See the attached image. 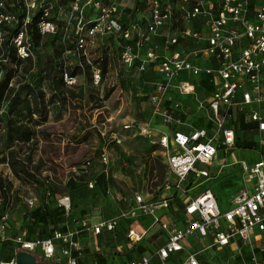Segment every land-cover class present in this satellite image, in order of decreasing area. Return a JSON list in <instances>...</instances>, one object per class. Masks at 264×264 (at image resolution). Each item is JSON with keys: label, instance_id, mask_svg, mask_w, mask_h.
Returning <instances> with one entry per match:
<instances>
[{"label": "built area", "instance_id": "1", "mask_svg": "<svg viewBox=\"0 0 264 264\" xmlns=\"http://www.w3.org/2000/svg\"><path fill=\"white\" fill-rule=\"evenodd\" d=\"M23 1L27 8L25 21L31 11L40 7V33L56 30L52 19L53 0ZM128 1L132 2L130 6H127ZM141 9L146 10L143 16L129 14ZM174 9L181 13L175 14ZM88 11H91L89 17L86 16ZM69 12L77 17L75 28L79 47L85 46L87 37L113 29L124 40L119 54L124 64L132 65L138 59L140 71L149 64L154 65L156 77L150 96L152 115L175 127L154 134L149 123L141 125L127 121L122 125L125 130H137L147 135L152 143L162 146L173 179L164 178L160 188L174 190V194L157 195L158 191L151 188L148 196H144L143 192L135 190L127 204L113 215L95 221L84 217L77 226L67 223L55 227L47 236H28L22 224L14 228L9 221L10 210L16 204L25 214L31 212L40 196L34 192L10 196L0 217V241H11L15 249L8 259L0 257V264H16L18 249L62 264H79L84 252L81 234L86 231L97 244L99 235L115 233L121 219H128L125 235L131 243L142 241L151 225L165 232L163 242L155 250L160 264H167L169 255L178 252L182 255L180 264H203L201 251L226 245L232 239H239L248 246L253 264H264V155L254 160L240 158L246 183L231 194L226 208L218 203L213 188L203 187L195 195L189 191L199 176L211 177V170L201 165L210 166L219 148L239 146L236 134L240 117L250 122L255 144L249 148L264 150V0H72ZM173 21L177 25L173 32L160 30L170 27ZM160 34L164 35L162 49L157 43L142 50L145 41ZM13 40L20 57L32 54L26 30L20 31ZM207 55L212 58L211 62L201 65L200 59ZM89 62L91 77L99 82L101 67ZM204 75L212 91L207 98H200L196 87ZM63 78L68 84H74L77 79L66 71ZM173 92L193 97L197 107L205 110L204 121L194 125L182 118L184 110L179 99H171ZM178 123L187 125L188 129L179 128ZM121 139L120 135L112 138L116 143ZM110 147L111 142H107L98 154L102 163L100 172L107 179L111 178ZM88 164L89 161L81 166L86 168ZM94 181L89 180L88 186L92 187ZM110 187L109 183L106 192ZM50 193L46 187L43 199L47 200ZM178 198L181 207L172 205ZM56 201L58 206L69 210L68 193H63ZM142 216L150 218L149 225L140 222ZM151 255L141 253L127 259L126 264H150Z\"/></svg>", "mask_w": 264, "mask_h": 264}, {"label": "rangeland", "instance_id": "2", "mask_svg": "<svg viewBox=\"0 0 264 264\" xmlns=\"http://www.w3.org/2000/svg\"><path fill=\"white\" fill-rule=\"evenodd\" d=\"M8 1L11 6H13L14 2H18V0H0V6H4ZM57 2L56 10H54L53 13L56 14L54 16H58L55 18L56 22L59 21L57 23L58 32L54 34H42L39 37L31 55L26 56V58L20 57V59L15 60L12 58L10 53L6 54L4 49H0V65L7 64L15 68L12 85L18 84L19 82H25L27 80H39L40 88L42 87L41 89H43L48 96H51L50 94L52 86L48 83V79H46L45 76H42L44 75L43 72L41 76H37L35 74L32 75V73H35L38 70L37 65H35L36 61H41L42 66H44L42 69H40V72L43 71L47 64H54V71L56 72L59 70V66L63 67L64 64L73 65L75 61L79 59H84V61H86L88 64L90 63L89 61L95 63H100L101 61L97 59L98 50L95 49V46H91L89 49H82L79 52L76 50L75 52L73 37L75 34L74 26L77 17L75 18L68 11L70 10L71 0H57ZM61 9H63V11L60 12ZM16 10L17 9L15 8L14 11ZM0 18L5 21L4 24H1L0 22L1 41L6 38V34L8 32L7 29L3 27L12 26L15 23V16L13 14H9L8 16L0 14ZM111 52H114V48L111 50ZM103 53V55H105V51ZM27 65H32L33 68L28 67L27 69ZM112 67L114 69V66ZM115 69L116 70H109V72L105 71V78L101 79L99 82H96V84L90 80L83 79L80 81L77 79L74 85L64 82L60 83L59 85L55 83V92L59 93V95L62 94L66 97L68 96L66 101V112L61 117V119H57L54 112L51 116H49V120L45 122L44 125L35 127V134L29 141L31 145L29 152H14L13 150L11 152L7 145L8 141L7 137H5V130L2 129L5 120L1 119L0 153H2V155H0L1 157L6 155L11 164L12 171L14 166L17 171L23 175V178H25L24 180H13L11 188L15 187L18 188L19 191L27 192L30 190H34L36 192L43 191V189L46 188L44 186V182L47 179L51 180L53 186L58 191H63L64 189L67 190L68 186L75 187L77 185L75 179L71 180L72 182L69 181V184L67 183V185L65 184L66 180L73 176H75L78 180H83L84 178L90 177L88 175L89 173H85L83 175L82 173H76V168L80 164H84L89 161V164L87 165V171H92L93 174L101 171V161L99 159H91V153L89 152L93 149H96L95 152L99 154L101 151H98L99 146L104 147L107 142H111V147L108 149V157L110 159V175L112 177L119 179L120 177H118V174L120 173V175L126 178L128 182H137L138 179H141L142 177L145 178L146 174H149L150 177L158 176V180H154L153 182L159 185V182L162 178L170 175L169 172L164 171V166H166V168L168 167L166 160L165 162L163 160L164 157L158 152L153 154L150 152L152 148L157 146L153 145L152 142L149 141L147 135L140 134L139 131L133 129L131 131L130 129L125 130L122 125L123 123L121 124L123 121L120 119V117L122 116H119L121 113L119 111L118 113L113 109L116 100L120 101V97L124 96L122 93H117L116 90L122 86L125 88H130L131 93L128 89L126 90H128L127 92L130 94V97L133 101H136L137 103H143L141 106L132 109V112L135 114H141V118H146V116L149 115V109L145 103L147 100V95L134 94V89H139L138 87L143 85V83L140 81V76L139 78L137 76L138 73L134 70V68L127 67L121 71L123 77L120 78V70H118L117 64ZM1 71L2 70L0 67V75ZM95 85L99 88H102L104 91L108 90L110 95L109 98H107L104 102L103 99L105 98L98 96V98L93 101L91 105L93 107H91L85 104L86 97H84L82 94H79V90L83 88L88 89L94 87ZM202 86H204L203 88L206 91V94H208L211 89L209 83H206ZM199 87L200 85L198 88ZM145 88L149 92L150 85L145 86ZM73 93L75 95H73ZM151 94L152 93L149 92L148 96H151ZM150 96L149 99H151ZM105 105H107L108 108H104ZM111 108L113 109L112 116H110L111 113H109ZM182 109L189 112L193 108L191 109L189 106H183ZM135 122L141 125L147 123H139L136 120ZM73 133H78L80 138L78 139L70 136ZM132 133L135 135H132ZM78 134H76V136H78ZM113 134L120 135L122 137L120 143H116L112 140L113 136H115ZM236 135L240 138H242L244 135V130L240 128V124H238ZM85 137L88 138L84 139ZM240 149L244 150L242 154H245V157L248 160H250V158H256L257 154H255L253 149L246 146H243ZM254 149L258 151L259 148ZM238 151H235L233 154L237 156ZM233 154L228 155V151H225V148L221 147L216 153V156L210 166L204 164L201 166L211 170L213 173L215 172L213 176H217L218 172L216 173V171H218L220 167V158L225 157L226 159L229 158V160H232L234 159ZM24 164H27L28 170L32 172L38 180H34L32 175H28L23 170ZM116 172L117 175H115ZM230 176L233 177V181H236V179H234L236 174L234 176ZM222 179H227V177H222ZM211 180L214 181L215 179ZM206 183L207 182H205V179L202 176H199L191 186L190 192H195V188L197 186ZM212 185L217 191L219 200H222L223 197L228 196L229 191L233 189L229 184L222 185V183L215 182ZM119 188L120 191L127 193L128 195L132 192V190H135H129L125 185H121ZM111 191L112 186L110 187L109 192L112 193ZM177 205H179V203H177ZM35 230L37 231V234H41L45 231V229L42 228H35ZM110 240V242H113L112 239ZM115 242L116 244L114 245V249L117 250L118 248V251L114 253L110 252L111 256L108 257L109 261L111 264H124L126 253H129L133 247L135 248L137 246V244H132L128 241L123 242L119 239H117ZM1 245L2 248L0 247V253L3 255V257L6 258L10 256L15 245L8 240L1 241ZM110 248L113 251V247L109 246L107 251ZM60 259L62 260V258ZM40 263L44 264L46 261L44 260L43 262V260H41Z\"/></svg>", "mask_w": 264, "mask_h": 264}, {"label": "crops", "instance_id": "3", "mask_svg": "<svg viewBox=\"0 0 264 264\" xmlns=\"http://www.w3.org/2000/svg\"><path fill=\"white\" fill-rule=\"evenodd\" d=\"M104 1L106 2L107 0H104ZM54 2H55L56 7H57V3L59 1L57 2V0H54ZM131 4H132V2L128 1L127 6H130ZM127 6L125 7V9L129 10V7H127ZM174 10H175V14L181 13L178 9H174ZM61 11H63V9H61L60 12ZM145 11L146 10L141 9L140 11H138V13L132 12L129 14H132L131 16L140 17L143 13L145 14ZM129 12H130V10H129ZM86 16L87 17L91 16V11L86 12ZM121 22H122V24H124L123 20ZM196 23H198V21ZM170 25H171L170 27H162L160 30H162V32H166V31L173 32V28H175V26H177L176 22L173 21ZM74 33L75 34L73 37V45H74V47L75 46L77 47V41H76L77 30H76V28H75ZM163 38H164L163 34H160L157 36H152L151 39L145 41L146 43H145L144 47L142 48V50L145 51L151 45L157 44V43H160L159 47H160V49H162L161 43H162ZM123 41L124 40L121 37V34L119 32H117L113 29H108L105 33L97 32L96 34L91 35L90 37H87V41L85 42V46L83 47L84 49H89V47L95 46V49L98 50L97 59L101 60L100 62H102V63H103V61H105V63L107 64L105 71L109 72V70H116L115 68H116V64H117V68H118V70H120V73H119L120 78L123 77L121 74L122 73L121 71H123L127 67L134 68V70L138 73L137 74L138 78L140 76V79H141L140 81L143 83V85L142 86L140 85L138 87L139 89H134V92H135L134 94H136V95L146 94L147 95V100L145 101V103L147 104V108L149 109V115L146 116V118H144V117L141 118V114H138V113L135 114L132 112V109H135L138 106H141L143 103H137L136 101H133L130 97V94L127 92L129 90V92L131 93L130 88H127V87L125 88L122 86L116 90H117V93H119V94L122 93L124 96L120 97V101L116 100V102L114 103L115 106L113 107V109L116 112L119 111L121 113V115H119V114H115V115L122 116V117H120V119H122V121H123V122H121V124L125 123L127 121H132V120H134V121L136 120L139 123L147 122L152 127V132L154 134L160 133V131H170L173 127H175V124L162 122L160 118L158 119V117L152 115L151 108H150V99H149L150 95L148 96V93L151 92L152 81L156 77L155 71H154V65L149 64V65H147L146 69L140 71V70H138V67H137V65L139 63L138 59L132 65H128L126 63L124 64L119 59V54H120L121 47H122L121 42H123ZM128 41H130V39H128ZM176 47H178V46H176ZM113 48H114V52L112 53L111 50ZM171 48H173V47H171ZM104 51H105V55H103ZM106 55H107V57H106ZM92 58H96V57H92ZM211 59L212 58L209 57L208 55L204 56L203 58L200 59V63H201V65H207V63L211 62ZM76 61H78V60H76ZM76 61H75V63H76ZM112 66H114V69ZM102 77H103V79L105 78L104 74ZM203 77H205V75ZM75 78H77L78 81H80L81 79L90 80L96 84V82L91 77V71L88 74V76L84 75V72H82V71L77 72L75 74ZM204 84H206V82ZM204 84L200 85V83H199L196 87V90L198 91V96L200 98H207L208 95L212 91L210 89L208 94H206V91L203 88L204 86H202ZM149 85H150V88H149V92H148L146 90L145 86H149ZM199 85H200V87L198 88ZM210 88H211V85H210ZM126 89H128V90H126ZM79 94H82L84 97H86L85 104L91 106L93 101H95L98 98V96H101V98H105V99H103V102H104L107 98H109L110 92L108 93V90L104 91L102 88H99L95 85L94 87H91L88 89L83 88V89L79 90ZM73 95H75V94L73 93ZM67 97L65 95H62V94L57 95L55 97L54 96L50 97L47 95V93H44V99H45V103H46V105H45L46 117L41 123L32 124V127L36 130V128H35L36 126L44 125V123L49 120V116H51L52 113H54V112L56 115L55 117L57 119H61V117L66 112L65 110H66ZM171 99H173V100L179 99L181 102L182 108H183V106H189V107H191V109L193 108L189 112L184 110V112L181 114L182 115L181 117L184 118L186 121H190L194 125L199 124L202 121H204L203 114L205 113V110L203 108L197 107L194 98L191 97L190 95H184V94H180L178 92H173V93H171ZM6 103H7V101L2 102V104L0 105V112L4 110ZM101 106H103V105H101ZM91 107H93V106H91ZM104 108H108L107 105H105ZM113 109L111 108V110L109 112V113H111L110 116L113 115V113H112ZM22 111L25 114V109H23ZM32 115L34 118L36 117V113L33 112ZM25 116H27V115H25ZM24 120H26V117ZM29 124L31 125V122H29ZM176 125H178L179 128H181V129H188V126L185 124L178 123ZM76 134H78V133H73L70 136H72L73 138L79 139L80 138L79 134H78V136H76ZM113 135H116V134H113ZM132 135H135V134L132 133ZM86 138H88V137H85L84 139H86ZM30 139H29V141H30ZM29 141L23 143L19 140H14L10 144L11 147L9 149L11 150V152H12V150L14 152H20V151L29 152V150L31 149V145H30ZM152 144L157 146V147H154L151 149V151H150L151 154L156 153V152L160 153L164 157L163 160L165 162L166 157L163 153L162 146L159 144H155V143H152ZM102 148H103L102 146L101 147L99 146L98 151L101 150ZM238 148H239V151H238ZM240 148H242V147L237 146V147L231 148V149L226 148L225 151H228V155L233 154L235 151H238L237 152L238 155L236 156L233 154L234 159H232V160H229V158L226 159L225 157H221L219 160V162H220L219 170L216 171V173L218 172V175L213 176L215 172L214 173L212 172L211 177H208V178L203 177L205 179V182H207V183L197 186L195 188L196 189L195 192H193V193L190 192V193L192 195H195V193H197L203 187L213 188V190L216 193L217 201L221 205V207H223V208L228 207L231 194L236 192L238 189L243 188L245 183H246L245 174L241 170L240 164H239L240 158H243V156L245 157V154H242L244 152V150H242ZM95 151H96V149L95 150L93 149L89 152V153H91L90 156L92 157L91 159H93V160L98 159V156H97L98 153H96ZM254 151H255V154H257L256 158H250V160L257 159L261 155H264V150L261 148H259L258 151L257 150H254ZM0 154L2 155V153H0ZM6 154H7V152H6ZM1 155H0V157H1ZM239 155H240V158H239ZM4 157L5 158H0V178L7 182L8 188H9L8 193L12 198H14L15 196L16 197L20 196L21 193L34 192V193L38 194L41 198L34 207H38L39 210L46 212L47 209H49L51 211H55V210H57L56 209L57 207H59L58 210H62L63 208L61 206H58L56 200L59 196L63 195V193L69 194L70 207H69L68 211L63 209L64 212L60 213L61 220L58 221L57 223L51 222L50 220H47L46 223H43L42 221L39 222L38 220L34 221L32 223V226L34 228H37V229L41 225L46 226V227H48V226L49 227H51V226H54V227L58 226L59 227V226H64V224H67V223L77 226L80 219L84 218V217H87L91 221H95V220L102 218V217L111 216V215H113V213L118 212L121 209V207H124L127 204V202L129 201V198L133 195V192L135 190L143 192L144 196H148L149 191H150L149 189H151V188H155L158 191L157 195H162V194L173 195L174 194V190L170 189L167 191V190H164L163 188L162 189L160 188V186L162 185V180L164 178H162L161 181L159 182V185L161 184L160 186L157 183L153 182L154 180H158V176L150 177L149 174H146L145 178L142 177L141 179H138L137 182H133V181L128 182L127 179L124 178L119 173L118 174V177H120L119 179L114 178L112 176L110 179H107L106 176L99 175L101 172L93 174L92 171H90V172L87 171L88 167L85 168L84 166H81V164H80L76 168V173L77 174L82 173V175L85 173H89L88 175L90 177L84 178L83 180L82 179L78 180V179H76L75 176L71 177L70 179L66 180L65 184L67 185V183L69 184V181L75 179L77 185L75 187L68 186L69 189L67 188V190L64 189L63 191L56 190L55 187L53 186L51 180L47 179L44 182V186L48 187L50 189L51 196L47 200H44L43 199L44 189H43V191H39V192H36L34 190H30L27 192V191H19V189L15 188V187L11 188V184L13 183V180L14 181H17L19 179L24 180L25 178H23V175L20 172H19V175H16L12 171L11 164H10V162H8V157H6V155ZM166 162H167V160H166ZM164 171L169 172V168L168 167L166 168V166H164ZM235 174H236V177L234 179H236V181H233V177H231L230 175L234 176ZM115 175H117V172ZM222 177H227V179H222ZM165 178L173 179L171 173H170V175L165 176ZM91 179H95V181H94V185L92 187H89L88 181ZM211 179H215V180L213 181ZM195 180L192 182L189 189L194 184ZM30 181H33V180H30ZM215 182L222 183V185L229 184L233 189H231L229 191L228 196H225L222 198V200H219L217 191L212 185ZM109 183L112 186V191H111L112 193L106 192V186ZM121 185L127 186L129 190H132V189H135V190H132V192L129 193V195H128L127 193H124V192L119 190L120 189L119 187ZM133 186H134V188H133ZM177 203H179V205H177ZM180 204H181V201L179 198L173 200V202H172V205H174V206L177 205V206L181 207ZM20 207L21 206H18L16 204L14 206V209L10 210L11 216H10L9 221H10V224L14 228H15V226L17 227V226H20L21 224L24 226V223H28V218H29L28 213L24 214L22 212V210L20 209ZM127 222H128V219H121L120 223H119L120 225L113 235H111V234L110 235L109 234L99 235L97 238V244H96V240H93L90 234H88L86 231L83 232L80 236V239H82V242L84 243V252H83V255L81 256L79 264H111V262L109 261V258H108L109 256H111L110 252L114 253V252L118 251V248H117V250L114 249V245L116 244L115 241L117 239H119L120 241H123V242L128 241V240H126V235H125L126 229L128 226ZM140 222L143 223L145 226L149 225L150 224L149 223L150 218L148 216H142L140 219ZM164 235H165V232L162 230H159L157 225H151L150 230L148 231L147 235L142 239V241H140L138 243H132V244H137V246L135 248L133 247L129 253H126V255H125L126 258L124 259V264L127 263V259H131L135 256H138L141 253H147V252L152 254L151 255L152 259H151L150 264H160V258L155 255V250H156L157 246L163 242ZM110 239H112L113 242H110L111 241ZM206 242L208 243L209 239H207ZM108 246L113 247V251L111 250V248L107 251ZM0 247L2 248L1 241H0ZM14 249H15V246L13 247L10 256L13 255ZM199 255H200V259L202 260L203 264H253L251 259H250V253L248 250V246L244 245L239 239H232V240H230V242L228 244L223 245V246L208 247V248L204 249L203 251H201L199 253ZM10 256L4 258L3 255L0 253V257L4 260L8 259ZM169 256L170 257L168 258L167 264H180V259L182 257L181 252L171 253Z\"/></svg>", "mask_w": 264, "mask_h": 264}, {"label": "trees", "instance_id": "4", "mask_svg": "<svg viewBox=\"0 0 264 264\" xmlns=\"http://www.w3.org/2000/svg\"><path fill=\"white\" fill-rule=\"evenodd\" d=\"M17 9L14 11V9ZM54 10H56V5L54 4ZM53 10V12H54ZM14 11V12H13ZM41 8H35L33 11L30 12L28 20L25 21L27 16V8L23 0H18V2H14L13 6L9 4V1L5 3L4 6H0V14L8 16L9 14H13L15 16V23L12 26L9 27H3L7 29L6 38L0 41V49H4L6 54H11L13 59H20V56L17 53V47L15 46L13 38L22 30H26L30 39V43L32 46V50H34L35 45L38 42L39 37L42 35L40 33V30L38 29V22L41 19ZM54 15H56L54 13ZM57 16H53L52 19L55 21V31L51 32V34L58 32V27L56 22ZM1 19V18H0ZM1 24H4L5 21L3 19L0 20ZM75 28V26H74ZM77 35L76 34V41H77ZM76 50L79 52L82 50V47L75 46V52ZM22 58V57H21ZM26 58V57H24ZM99 63V62H98ZM37 65V71L35 73H32L41 76L42 72L46 79H48V83L51 84V96H57L59 93L56 91V85H59L60 83L66 81L63 78V72L66 71L68 74L75 76L77 72H84V75L88 76V74L91 71V63H87L84 60H78L73 65H66L64 64L63 67L59 66L58 71H54L55 65L54 64H47L43 71L40 72V69H42L44 66H42L41 61H36ZM101 67V77L104 74V71L106 70V63L105 61L99 63ZM1 75H0V105L3 101H7L6 106L3 111L0 112V123L1 119L5 120L3 124V128L5 130V137H7V145L10 148V144L14 140H19L23 143L28 142L29 139L35 134V129L32 127V124H39L41 123L45 117V99H44V90L40 88L39 86V80L38 81H30L27 80L25 82H19L18 84L12 85V79L15 74V68L11 65L7 64H1ZM28 67L33 68L32 65H27ZM31 74V73H30ZM31 75V76H32ZM103 79V77H102ZM211 83L209 82L207 77H202L200 79V85L204 83ZM50 96V97H51ZM25 109V114L22 111ZM36 113V117L34 118L32 113ZM27 115V116H25ZM24 117V118H23ZM26 117V120H24ZM31 122V125L29 124ZM240 122V128L244 130V135L242 138L237 136V144L239 146H246L251 147L255 144V141L252 138V132L249 129L250 122H247L244 120V118H239ZM1 128V125H0ZM0 141H1V135H0ZM30 148V147H29ZM5 158V157H1ZM9 162V159H8ZM12 163V162H11ZM13 164V163H12ZM23 170L28 174L32 175V178L35 180H38L32 172H30L27 168V164H24ZM13 171L16 175H19V172L17 169L13 166ZM99 175H104V173H100ZM9 188L6 181L0 178V217L4 213L3 211L7 207V204L10 202L11 197L8 193ZM59 207H57L55 211H51L47 209L46 212L41 211L38 209V207H34L31 212H28V223H24V227L27 229L28 236L37 234L35 228L32 226V223L34 221H39L46 223L47 220H50L51 222L57 223L61 220L60 213L64 212L62 210H58ZM59 215V216H58ZM58 227V226H57ZM39 228L45 229L44 232L41 234H37L39 236H47L51 233V230H53L55 227H46L41 225ZM48 228V229H47ZM38 263H40L41 260L46 261L44 264H62V262H58L56 260L46 259L45 257L41 255H36ZM41 259V260H40Z\"/></svg>", "mask_w": 264, "mask_h": 264}, {"label": "water", "instance_id": "5", "mask_svg": "<svg viewBox=\"0 0 264 264\" xmlns=\"http://www.w3.org/2000/svg\"><path fill=\"white\" fill-rule=\"evenodd\" d=\"M15 261L16 264H39L36 254L24 249L16 250Z\"/></svg>", "mask_w": 264, "mask_h": 264}]
</instances>
